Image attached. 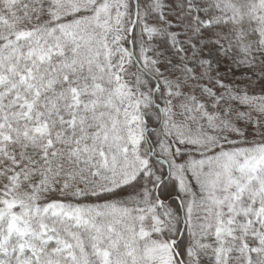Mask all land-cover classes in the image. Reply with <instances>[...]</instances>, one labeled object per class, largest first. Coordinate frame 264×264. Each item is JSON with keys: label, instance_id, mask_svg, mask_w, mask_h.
<instances>
[{"label": "snow or ice", "instance_id": "obj_1", "mask_svg": "<svg viewBox=\"0 0 264 264\" xmlns=\"http://www.w3.org/2000/svg\"><path fill=\"white\" fill-rule=\"evenodd\" d=\"M0 264H264V0H0Z\"/></svg>", "mask_w": 264, "mask_h": 264}]
</instances>
